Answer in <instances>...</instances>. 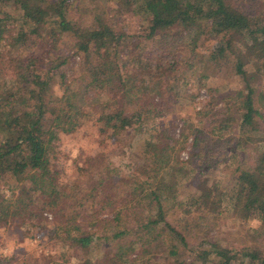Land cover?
I'll return each mask as SVG.
<instances>
[{
    "label": "trees",
    "instance_id": "obj_1",
    "mask_svg": "<svg viewBox=\"0 0 264 264\" xmlns=\"http://www.w3.org/2000/svg\"><path fill=\"white\" fill-rule=\"evenodd\" d=\"M94 1L0 0V187L13 191L0 190V225H42L41 235L67 244L45 264H264V248L203 230L229 203L264 233V5L262 15L233 0H116L139 16L132 30ZM226 63L241 82L220 109L197 112L177 136L161 124L191 75L204 82L210 65ZM83 123L98 130V149L65 179L54 158L60 135ZM148 123L153 134L128 143L138 162L108 157L106 147ZM191 169L201 189L183 200L185 212L178 189ZM97 243L106 250L91 259ZM77 245L86 253L71 261Z\"/></svg>",
    "mask_w": 264,
    "mask_h": 264
},
{
    "label": "rangeland",
    "instance_id": "obj_2",
    "mask_svg": "<svg viewBox=\"0 0 264 264\" xmlns=\"http://www.w3.org/2000/svg\"><path fill=\"white\" fill-rule=\"evenodd\" d=\"M94 2L101 15L117 17L119 21L126 22L130 29L133 28L132 30L142 27L139 16L124 9L128 8V6L123 8L116 0H95ZM233 2L242 11L246 8H249V10L252 8L260 10L259 13L263 15L264 0H233ZM90 15L91 13L88 16ZM74 71L75 68L72 67V69H69V74L72 75ZM205 72L208 77L201 83H198L197 78L191 75L185 85L186 93H181L182 95L177 99V102L166 110V116L160 119L162 120L161 124L164 123V126L170 125V123L174 124L172 130L176 136L183 124L184 128H188V126H192L201 120L202 116L197 112L209 107L220 109L225 102L223 93L227 87L232 89L240 86V77L235 74L230 63L222 66L210 65ZM259 79L261 84H263V75ZM152 126V123H148L136 133L122 134L120 145H109V147L105 148L108 157H111L116 164L124 159H126V162H131L130 164L138 162L140 155L134 151L137 149L128 148V143L133 142L135 145L138 140L153 134ZM98 134L95 126L90 123H83L73 133H62L60 135L58 150L54 158L58 166L64 170L65 179L72 180L76 175L78 166L85 165L87 157L97 151L99 144ZM189 136H192V134ZM129 151V155L135 158L128 159L127 153ZM188 153L189 144L187 142L180 151V158L186 159ZM125 170L127 169L125 168ZM210 170L217 178H225L226 176L217 165L210 166ZM187 176H190V178ZM187 176L181 175L180 183L182 185L178 189V199L182 200L180 209L185 212L188 211V208L183 200L191 198L192 195H197L201 189V184L194 180V170L191 169ZM9 186H11L10 183L5 182L0 187L2 194L5 196L13 194ZM225 209L227 210L226 215L218 220L208 221L203 225V230L210 235V238L224 245H234L239 248L248 244L261 253L264 248V233L262 232L261 221L255 217L245 216L242 209L232 210V205L229 203L225 205ZM194 210L205 215L207 207L206 205L196 206ZM46 213L48 214L49 212ZM190 221H186V224L192 226L191 223L188 224ZM201 229V226L196 229L194 227L193 231L196 233ZM43 232L44 227L42 225L37 227L28 226L16 223V221L0 225V264L1 258H3L2 264H17L22 260V256L28 259L23 264H45V259L50 256H54L57 259L63 258L62 255L66 253L67 244L58 243L55 237L50 235H41ZM90 247L92 250L91 259L99 257L106 250L103 243L92 244ZM72 252V254H66L65 256L70 257L71 261H75L77 257L79 258L86 253L85 247L81 245L75 246ZM94 264L96 263L94 262Z\"/></svg>",
    "mask_w": 264,
    "mask_h": 264
},
{
    "label": "built area",
    "instance_id": "obj_3",
    "mask_svg": "<svg viewBox=\"0 0 264 264\" xmlns=\"http://www.w3.org/2000/svg\"><path fill=\"white\" fill-rule=\"evenodd\" d=\"M48 214H49V213H48ZM48 214H47V215H48ZM49 216H50V214H49Z\"/></svg>",
    "mask_w": 264,
    "mask_h": 264
}]
</instances>
